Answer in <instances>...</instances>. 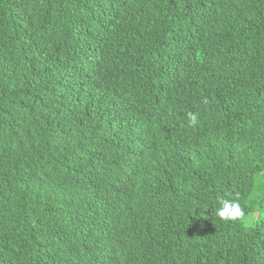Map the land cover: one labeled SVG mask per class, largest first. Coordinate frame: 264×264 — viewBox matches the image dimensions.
<instances>
[{
	"label": "trees",
	"instance_id": "obj_1",
	"mask_svg": "<svg viewBox=\"0 0 264 264\" xmlns=\"http://www.w3.org/2000/svg\"><path fill=\"white\" fill-rule=\"evenodd\" d=\"M0 264H264V0H0Z\"/></svg>",
	"mask_w": 264,
	"mask_h": 264
},
{
	"label": "clouds",
	"instance_id": "obj_2",
	"mask_svg": "<svg viewBox=\"0 0 264 264\" xmlns=\"http://www.w3.org/2000/svg\"><path fill=\"white\" fill-rule=\"evenodd\" d=\"M190 122L194 126L197 123L196 115L189 113ZM220 207L216 210V215L225 221H236L239 220L244 223L246 226L253 222V217L246 216L244 209L241 207L240 202L237 201H228L220 200Z\"/></svg>",
	"mask_w": 264,
	"mask_h": 264
},
{
	"label": "rangeland",
	"instance_id": "obj_3",
	"mask_svg": "<svg viewBox=\"0 0 264 264\" xmlns=\"http://www.w3.org/2000/svg\"><path fill=\"white\" fill-rule=\"evenodd\" d=\"M251 217H253L255 219L256 218V214L255 215H251Z\"/></svg>",
	"mask_w": 264,
	"mask_h": 264
}]
</instances>
